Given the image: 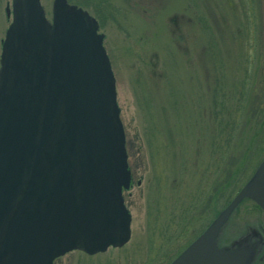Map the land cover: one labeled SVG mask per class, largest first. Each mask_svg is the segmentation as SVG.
I'll list each match as a JSON object with an SVG mask.
<instances>
[{
    "label": "rangeland",
    "instance_id": "374dc122",
    "mask_svg": "<svg viewBox=\"0 0 264 264\" xmlns=\"http://www.w3.org/2000/svg\"><path fill=\"white\" fill-rule=\"evenodd\" d=\"M9 2L0 0V54ZM53 2L40 0L49 20ZM82 8L99 20L116 81L134 177L124 191L131 236L55 264H168L260 162L264 0H110L99 17ZM243 217L232 214L220 245L245 234Z\"/></svg>",
    "mask_w": 264,
    "mask_h": 264
},
{
    "label": "water",
    "instance_id": "95a60500",
    "mask_svg": "<svg viewBox=\"0 0 264 264\" xmlns=\"http://www.w3.org/2000/svg\"><path fill=\"white\" fill-rule=\"evenodd\" d=\"M0 72V264H53L131 236L130 186L117 88L98 20L54 0H14ZM10 15V8H6ZM244 198L264 211V159L211 224L170 264H252L259 232L218 240Z\"/></svg>",
    "mask_w": 264,
    "mask_h": 264
},
{
    "label": "trees",
    "instance_id": "16d2710c",
    "mask_svg": "<svg viewBox=\"0 0 264 264\" xmlns=\"http://www.w3.org/2000/svg\"><path fill=\"white\" fill-rule=\"evenodd\" d=\"M69 1L71 3L78 4L79 6H82V7H85V8H88L89 6H93V8L95 9L96 14L98 15V17H99L100 11L106 5L109 6V2H110V0H69ZM263 144H264V142H263ZM263 144H262V148H261V151H260V156H261V159L259 158L260 162L264 158V156L262 157L263 152H264V145ZM255 169H256V167H255ZM254 171L252 172V174H254ZM251 175L249 176V178L251 177ZM241 212H244V217L242 219V223L244 225H246V230H247L244 235L250 234V240L253 242L256 239H255V237L252 236V232H253V230H256L262 236L260 238L264 239V211H263L262 207L257 202H255V201H253V200H251L249 198H244L240 202L239 206L235 209V211L233 213H236L238 215ZM250 213L256 214L257 217L260 218L259 222H257V221H255L253 223L252 222H244L243 220H245L247 214H250ZM231 219H232V215L230 216V218H229L228 222L226 223L225 227L223 228V232H224L225 228L229 227L228 224L230 223ZM252 264H264V243H262V245L259 244L257 246V248H256V256H255V259L252 262Z\"/></svg>",
    "mask_w": 264,
    "mask_h": 264
},
{
    "label": "flooded vegetation",
    "instance_id": "af4514ba",
    "mask_svg": "<svg viewBox=\"0 0 264 264\" xmlns=\"http://www.w3.org/2000/svg\"><path fill=\"white\" fill-rule=\"evenodd\" d=\"M12 2H13V5H15V1L14 0H12ZM3 42H4V37L2 38V41H1V44H2V46H1V54H0V72H1V70H2V58H1V55H2V51H3ZM128 158H129V155H128ZM128 164H129V160H128ZM129 167V169H130V171H131V182H130V188H131V185H132V183H133V171H132V169L130 168V165L128 166ZM127 190V189H126ZM125 191V190H124ZM124 199H125V196H124ZM125 202H126V200H125Z\"/></svg>",
    "mask_w": 264,
    "mask_h": 264
}]
</instances>
